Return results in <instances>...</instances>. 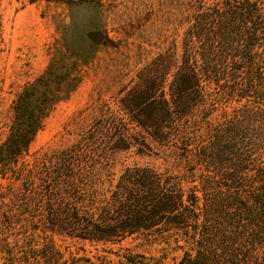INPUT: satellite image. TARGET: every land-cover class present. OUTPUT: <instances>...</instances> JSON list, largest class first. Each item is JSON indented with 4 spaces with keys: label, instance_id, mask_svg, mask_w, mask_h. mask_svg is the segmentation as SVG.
I'll use <instances>...</instances> for the list:
<instances>
[{
    "label": "trees",
    "instance_id": "trees-1",
    "mask_svg": "<svg viewBox=\"0 0 264 264\" xmlns=\"http://www.w3.org/2000/svg\"><path fill=\"white\" fill-rule=\"evenodd\" d=\"M65 57L14 99L1 164L27 151L73 87ZM119 153L165 164L115 171ZM28 171L17 216L31 213L37 240L17 237V255L1 246V264H73L46 241L54 235L95 244L168 237L182 242L178 264H264V0L196 9L180 53L151 57L118 88L114 108ZM123 263L150 264L139 255Z\"/></svg>",
    "mask_w": 264,
    "mask_h": 264
},
{
    "label": "rangeland",
    "instance_id": "rangeland-1",
    "mask_svg": "<svg viewBox=\"0 0 264 264\" xmlns=\"http://www.w3.org/2000/svg\"><path fill=\"white\" fill-rule=\"evenodd\" d=\"M213 1L0 0V145L9 132L14 99L53 58L69 55L64 60L73 84L49 110L27 151L0 163V247L17 255L23 251L17 249L23 244L17 237H28L30 243L37 240L29 224L31 213L17 216L25 201L20 202L25 199L28 169L75 143L100 110L114 108L118 88L151 57L165 49L180 53L196 9ZM91 31L99 32L92 40ZM114 161L115 171L132 163L165 164L156 156L127 153L116 154ZM45 239L53 241L62 260L73 264H125L128 255L143 256L150 264H178L183 251L182 242L168 237H127L115 244L60 235Z\"/></svg>",
    "mask_w": 264,
    "mask_h": 264
}]
</instances>
